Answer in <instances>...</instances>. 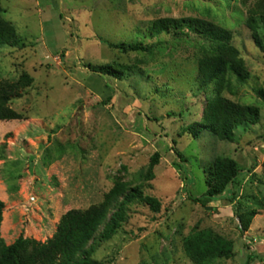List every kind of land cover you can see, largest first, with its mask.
I'll return each instance as SVG.
<instances>
[{
	"label": "rangeland",
	"instance_id": "374dc122",
	"mask_svg": "<svg viewBox=\"0 0 264 264\" xmlns=\"http://www.w3.org/2000/svg\"><path fill=\"white\" fill-rule=\"evenodd\" d=\"M18 46L0 48V82L28 74L33 83L11 107L23 118L0 121L1 238L45 242L69 210L103 201L117 182L142 186L161 202L159 213L134 204L128 222L94 254L102 264H193L183 239L212 229L232 241L234 257L212 264H264V52L247 22L264 0H0ZM162 18H193L232 32V45L249 72L229 74L222 96L260 109V121L238 128L234 142L201 122L215 84L202 89L198 63L212 43L195 33L149 35ZM156 44L150 52H123L110 44ZM125 66L122 79L91 66ZM181 153L183 158L178 156ZM160 159L148 177L151 158ZM217 157L239 164L225 194L203 206L189 195L207 191L205 171ZM257 215L247 231L240 215Z\"/></svg>",
	"mask_w": 264,
	"mask_h": 264
},
{
	"label": "trees",
	"instance_id": "16d2710c",
	"mask_svg": "<svg viewBox=\"0 0 264 264\" xmlns=\"http://www.w3.org/2000/svg\"><path fill=\"white\" fill-rule=\"evenodd\" d=\"M188 1V0H186ZM249 0H242L246 4ZM0 5V48L6 45L18 46L19 36L15 27L6 21ZM252 31L255 45L264 52V9L259 16H252L247 22ZM151 37L173 34L175 37L189 36L195 33L212 43L209 54H205L198 63L197 82L202 89L215 84V95L207 102L201 122H195L186 131L198 139L204 130L222 141L234 142L238 128L255 126L260 121V109L256 106L240 105L224 96L222 91L229 81L227 76H236L244 83L249 78L240 53L232 45L231 31L212 22L193 18H162L149 27ZM156 44L141 42L110 44L112 48L123 52H150ZM93 73L103 77L122 79L129 72L125 66H91ZM33 79L23 74L16 82H0V121H13L23 118L11 107L16 98L22 97V91L31 86ZM264 100V92H259ZM180 158L182 154L177 152ZM160 159L155 153L150 161L148 177L153 179V169ZM240 173L237 161L228 157H217L205 171L207 191L200 197L190 198L203 206L213 198L222 196L228 187L236 182ZM141 204L159 213L161 202L145 193L142 186L129 188L125 183L117 182L105 194L103 201L85 210L72 209L60 219L54 235L45 242L19 238L11 245L1 238V225L5 204L0 200V264H102L94 259L97 249L110 241L128 222L130 208ZM255 211L240 215L243 231H247ZM183 248L193 264H212L217 260L234 257L232 241L225 239L212 229L194 230L183 239Z\"/></svg>",
	"mask_w": 264,
	"mask_h": 264
}]
</instances>
